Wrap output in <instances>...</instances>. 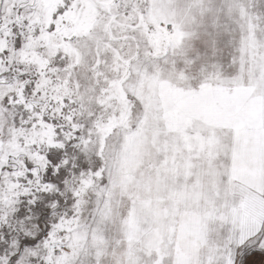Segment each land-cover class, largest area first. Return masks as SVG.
I'll return each mask as SVG.
<instances>
[{
	"label": "snow or ice",
	"instance_id": "6c2138e0",
	"mask_svg": "<svg viewBox=\"0 0 264 264\" xmlns=\"http://www.w3.org/2000/svg\"><path fill=\"white\" fill-rule=\"evenodd\" d=\"M0 264H264V0H0Z\"/></svg>",
	"mask_w": 264,
	"mask_h": 264
}]
</instances>
